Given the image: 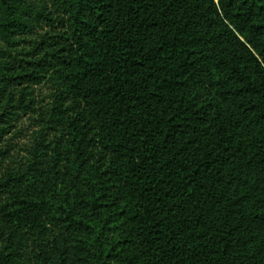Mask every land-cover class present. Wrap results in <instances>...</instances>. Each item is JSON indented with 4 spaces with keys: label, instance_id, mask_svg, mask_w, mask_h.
Returning <instances> with one entry per match:
<instances>
[{
    "label": "trees",
    "instance_id": "obj_1",
    "mask_svg": "<svg viewBox=\"0 0 264 264\" xmlns=\"http://www.w3.org/2000/svg\"><path fill=\"white\" fill-rule=\"evenodd\" d=\"M0 264H264V0H0Z\"/></svg>",
    "mask_w": 264,
    "mask_h": 264
}]
</instances>
